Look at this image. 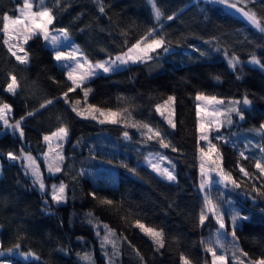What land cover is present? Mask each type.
I'll list each match as a JSON object with an SVG mask.
<instances>
[{
    "label": "trees",
    "instance_id": "16d2710c",
    "mask_svg": "<svg viewBox=\"0 0 264 264\" xmlns=\"http://www.w3.org/2000/svg\"><path fill=\"white\" fill-rule=\"evenodd\" d=\"M22 3L23 0H0V18L5 13L16 15ZM101 4L103 13L99 11ZM156 4L163 12L159 22L153 17L149 0H61L60 5L56 0H45V6L52 8L56 17L52 27L66 28L71 39L93 61L125 51L148 28L155 27L158 35L165 36L169 52L158 50L150 61L130 63L115 72H98L92 77L86 85L92 89L87 102L101 108L129 109V123L141 121L159 127L178 149L175 152L161 148L156 140L146 141L141 135L146 130L126 128L124 123L100 124L77 116L65 103L63 93L71 82L53 59L51 48L39 37L30 40L25 46L30 63L20 65L3 45L0 32V101L12 106V121L34 112L22 122L23 139L11 129L0 131L1 250L19 242V251H31L39 257L28 259L29 264H85L78 253H90L93 264H109L112 246L101 248L100 240L105 231L103 225L107 224L117 237L124 238L118 240L120 254L113 258V264H181V254L191 264H211V254L205 252L201 241L217 224L209 217L203 226L199 225L202 193L195 97L200 92L225 100H242L247 95L252 102L244 111V120L237 117L235 124L212 136L223 134L232 140L227 144L220 142L222 166L241 185L225 189L226 248L232 247L230 213L234 208L241 216L249 217L239 220L235 229L237 246L248 253L242 259L248 264L249 259L264 258V197H257L252 191L253 183L260 188L264 182V178L255 179L259 176L255 157L260 153L258 148H244L248 140L264 143L248 131L264 122V70L245 62L233 70L223 59L225 53L241 60L255 54L264 63V33L206 0H156ZM249 7L264 17V0H256ZM174 13V19L167 20ZM9 73L20 82L15 95L4 90ZM217 76L219 80L215 79ZM168 96L175 98V129L155 111V105ZM83 97L80 89L68 93L70 101ZM49 99L53 103L41 109L40 104ZM61 125L69 129L63 146L66 159L62 171L44 174L47 185L61 181L67 185L66 202L55 204L49 186L42 193L33 185L31 176L25 175L22 161H9L6 154L19 155L23 150L38 157V152L46 147L43 136ZM124 131L129 133L128 139L123 136ZM241 151L249 158L241 157ZM147 152L167 156L175 165L176 182L163 180L141 163ZM237 162L252 173L253 179L240 173ZM108 166L116 172L114 185L94 184L85 174L80 175L82 168ZM102 198L113 200V205L100 204ZM137 219L163 230V248L157 251L152 240L133 226ZM94 224L98 225L100 236ZM13 260L23 259L19 260L16 254ZM228 264H233L231 251Z\"/></svg>",
    "mask_w": 264,
    "mask_h": 264
},
{
    "label": "snow or ice",
    "instance_id": "6c2138e0",
    "mask_svg": "<svg viewBox=\"0 0 264 264\" xmlns=\"http://www.w3.org/2000/svg\"><path fill=\"white\" fill-rule=\"evenodd\" d=\"M211 2L224 6L226 11H234L246 20L255 30L264 33V17L259 16L253 8L249 7L250 4H255L256 0H211ZM60 3L61 0H56L57 5H60ZM149 3L152 5V14L155 21L159 22L163 16V12L157 6L156 0H149ZM17 11L19 15L12 16L5 13L2 18H0L2 19L0 32L3 33V45L7 48L10 55L15 58L18 64L27 66L30 63V54L25 46L30 40L36 37L41 38L46 46L53 50V59L65 70V76L67 80L71 82V86L63 93L65 103L69 102L68 93L76 89H80L83 92L86 107L82 109L77 107L81 103L79 100L74 101L72 105V111L75 112L77 116L91 118L100 124H120L124 121V126L126 128L132 127L137 128V130H146L141 132V135L144 136L146 141L156 140L161 148H171L173 152L178 151V149L172 145L171 141L167 139L166 133L159 127H152L149 123L141 121H132L129 123L131 117L129 109L124 108L114 111L87 103V98L92 92V89L86 86L87 82L97 75L98 71H102L105 74L115 72L129 63H145L152 60L153 54H158V50H163L165 53L170 51L165 36L158 35L155 27L148 28L139 39L127 47L126 51L122 50L114 57L110 56L107 60L93 63L80 50L78 45L72 44L70 50H62L63 47L68 46L67 42L71 40L69 31L66 28L55 29L51 27L56 17L53 9L45 6V0H23L22 7H18ZM99 11L101 13L104 12L102 4ZM174 17L175 13L167 16V20L171 21ZM162 28L163 26H161V30ZM200 54L202 56L205 55L204 52ZM226 59L228 60L229 67L233 70L236 69V65L240 64L239 57L235 55L228 57L226 54ZM249 63L260 65L264 68V63H261L255 54L251 56ZM239 78L238 76L237 79ZM215 79L219 80V77L217 76ZM19 88V80L14 74L9 73L8 83L4 90L7 93L15 95ZM195 99L198 102L196 104V132L197 156L200 161L199 190L203 193V204L199 214V225L203 226L209 217L214 219L218 225L215 238H210L208 241L202 240L201 244L205 252L211 254V264H228L229 251H231L233 264H245V260L242 259V257H247L248 253L243 252V250L237 246L235 229L238 227L239 220H247L249 217L241 216L234 208L231 210L230 220L232 232L230 235L232 236V247L231 249L226 248L222 239L226 234L227 227L225 211L222 209L221 203L217 202L210 193L213 184H220L225 188L229 186L232 188L241 187L240 183L232 178L231 173L225 171L222 166L223 156L220 151V142L227 144L232 143V140L225 137L223 134L212 136V133H220L221 128L233 125L235 123L233 115L238 117L241 121L244 120V111L252 102L248 99L247 95H245L242 100L234 98L225 100L215 95H205L200 92L196 94ZM174 101L175 98L173 96H168L163 104L155 105L156 113H158L172 129L176 127L174 119ZM52 103V100H46L44 103L40 104V108L43 109ZM12 112L13 109L10 104L0 101V122L3 123L6 129H11L14 133L18 132L20 138L23 139L24 130L22 122L25 120L26 116L34 115V112H27L25 116H21L15 123H10L9 118ZM248 131L255 133L264 141V122H261L258 128L249 129ZM232 135L235 136L236 134L233 133ZM68 136L69 129L65 125H61L55 131L43 136V141L47 145V150L43 152V157L47 171L52 175L62 171V165L66 159L63 146ZM123 136L128 139L129 133L124 131ZM213 140H215L216 143H213ZM202 141L204 142V146H201ZM233 146L235 147V144H233ZM249 146L258 148L260 153L259 156L255 157L254 166L259 173V176L255 177V179L264 178V143H253L251 140H248L244 148L248 149ZM239 155L244 159L249 158L245 155V151H241ZM7 157L12 161H23L22 167L24 168L25 175L31 176L33 185H39L42 193L47 191L44 178L41 175L39 166L36 164V157L32 156L30 153H25L23 150H21L19 155L8 152ZM145 160L152 171L158 176L169 182H176L175 165L171 164V161H168V158L162 153H150L145 157ZM162 161H168L171 167H161L159 162ZM237 167L244 177L250 180L253 179L252 173L248 172L239 162H237ZM129 170L135 171L134 169ZM83 174V172L80 173V175ZM213 174L215 175V179ZM66 188L67 185L63 181L58 185L53 184L51 186L50 195L53 203L60 204L66 202ZM261 189H264V182L261 183L260 188H257L254 183L252 184V191L256 193L257 197H264V191ZM90 195H92L94 199H98L95 193H90ZM245 195H248V193L246 192ZM253 199H255V197ZM99 203L102 205H113L114 201L102 198L99 199ZM88 215L91 217L92 214L88 213ZM89 223H92L91 219ZM133 226L138 228L144 235L152 240L157 251L165 246L164 232L162 229L147 226L138 219L134 222ZM94 227H97V235L100 236L98 225L94 224ZM103 228L105 231L104 235L100 236L101 248H106L107 245L111 244L112 253L109 258V264H113V258L120 254L118 240L124 238L122 235L121 237H117L114 230L109 228L107 224L103 225ZM20 247V243L17 242L11 248L7 249V251L9 253L12 252L13 249L19 251ZM217 249H223V251L218 254ZM19 254L25 258L31 256L39 260V257L31 251L20 252ZM136 254L140 256L139 252ZM78 256H80V260L84 261L85 264H93L90 253H85L84 255L78 253ZM141 260H143V257H141ZM180 261L181 264H191V261L183 254L180 256ZM248 264H264V258L256 260L249 259Z\"/></svg>",
    "mask_w": 264,
    "mask_h": 264
},
{
    "label": "rangeland",
    "instance_id": "374dc122",
    "mask_svg": "<svg viewBox=\"0 0 264 264\" xmlns=\"http://www.w3.org/2000/svg\"><path fill=\"white\" fill-rule=\"evenodd\" d=\"M206 1H209L210 3H213V2H211V0H206ZM23 4V3H22ZM22 4L20 5V7H22ZM215 4H217V3H215ZM217 5H219L220 7H224V6H222V5H220V4H217ZM151 7H152V5H151ZM35 10V9H34ZM16 15H19V13L17 12V14ZM15 16V15H14ZM52 27V26H51ZM53 28H55V29H59V28H56V27H53ZM45 43V42H44ZM72 44H74V45H77L76 44V42H74L72 39L69 41V42H67V45L68 46H66V47H63V49L62 50H65V51H67V50H70V46L72 45ZM46 45V44H45ZM79 46V45H78ZM80 48V47H79ZM52 50V49H51ZM81 50V49H80ZM126 51V50H125ZM52 52H53V50H52ZM120 53V52H119ZM226 54L227 53H225L224 55H223V59H225L226 61H227V63H228V60L226 59ZM115 56V55H114ZM114 56H112V57H114ZM227 56L228 57H231L230 55H228L227 54ZM109 57L110 56H108L107 58H101V59H97L96 61H93V60H90V61H92L93 63H95V62H97V61H104V60H107V59H109ZM250 58H251V56L250 57H247V59H245V60H241L240 59V62H245L246 64L248 63V64H250V65H252V66H255V67H259V68H261L262 70H264V68H262L260 65H254V64H251V63H249V60H250ZM259 59V58H258ZM128 65H130V63L128 64ZM128 65H126V66H128ZM229 65V64H228ZM60 66V65H59ZM126 66H122L121 68H123V67H126ZM65 71V70H64ZM98 72H101V73H103L102 71H98ZM168 98V97H167ZM167 98L166 99H164L162 102H160V103H158V104H163V102L165 101V100H167ZM76 100H79L81 103H80V105L79 106H77V107H79V108H84V107H86V105H85V102H84V97H83V100L82 99H75V100H73V101H70V100H68L69 102H68V104H69V106L72 108V105H73V102L74 101H76ZM88 103V102H87ZM198 102L196 101V104H197ZM88 104H90V103H88ZM92 105V104H91ZM104 109H107V108H104ZM111 109V108H110ZM112 110H114V109H112ZM115 111V110H114ZM98 115V114H97ZM11 118H12V114H11V117L9 118V122L10 123H15V121H12L11 120ZM233 119H234V121L236 122L237 121V117H235V115H233ZM238 120H239V118H238ZM121 123H124V121H122ZM235 124V123H234ZM5 127H4V125H3V123L2 122H0V131L1 130H3ZM135 129H137V128H135ZM139 131H142V130H139ZM17 134H19L18 132H16ZM48 134H50V133H48ZM45 143V142H44ZM66 142H64V144H65ZM47 150V145H46V147H45V149L43 150V151H41V152H38V157H36V164L39 166V170H40V172H41V175L43 176V178H44V174H49V172L47 171V167H46V165H45V161H44V157H43V152L44 151H46ZM26 153V152H25ZM27 153H29V152H27ZM150 153H152V154H155V153H162V152H147L146 153V155H145V157L146 156H148ZM164 156H166L164 153H162ZM32 156H34L33 154H31ZM35 157V156H34ZM167 157V156H166ZM168 161H169V159H168ZM168 161H162V162H159L160 163V165H161V167H171V165L168 163ZM154 162H157V161H154ZM22 163H23V161H22ZM144 166H147L150 170H152L149 166H148V164H147V162H146V160L145 159H143V161L141 162ZM81 172H83L89 179H90V181H91V183H94V184H108V185H114L115 183H116V172H115V169H114V167H102V168H95V169H87V168H82L81 169ZM155 173V172H154ZM0 174H1V166H0ZM155 175H156V173H155ZM160 177V176H159ZM213 177H214V179H215V175L213 174ZM161 178V177H160ZM163 179V178H162ZM163 180H165V179H163ZM167 181V180H166ZM44 183H45V186L47 187V186H49V194H50V192H51V186L53 185V184H59V183H51L50 185H47L46 184V182L44 181ZM36 186H38V188H39V185H36ZM230 188H232L231 186H229L228 188H225L223 185H220V184H213L212 185V187H211V189H210V193H211V196L217 201V202H219V203H221V205H222V209L225 211L226 209H225V206H226V204H227V202H226V198H225V189H230ZM229 198V197H228ZM200 211H201V207H202V204H203V193H202V196H201V198H200ZM229 200L231 201V198H229ZM61 204V203H60ZM217 228H218V225H217V227H216V229L214 230V231H212V233H210V234H208V235H206V236H204L203 237V239L202 240H204V241H208L210 238H212V239H214L215 238V233H216V230H217ZM222 239H223V242H224V244H225V247H226V245H227V242L225 241V235L222 237ZM223 251V249H217V252H218V254H220L221 252ZM20 252H22V251H17L16 249H13V251L12 252H8L7 250H1L0 249V264H29L28 263V259H32V257L30 256V257H27V258H25L24 256H21V258H18L19 260H21V259H23V260H21V262H15V260H13V258H15L16 257V254H18V253H20ZM35 258V257H34Z\"/></svg>",
    "mask_w": 264,
    "mask_h": 264
},
{
    "label": "water",
    "instance_id": "95a60500",
    "mask_svg": "<svg viewBox=\"0 0 264 264\" xmlns=\"http://www.w3.org/2000/svg\"><path fill=\"white\" fill-rule=\"evenodd\" d=\"M228 15L239 20L243 24H247L249 27H251L253 30H255L246 20H244L239 14L235 13L234 11H227ZM17 258H21L20 254H17Z\"/></svg>",
    "mask_w": 264,
    "mask_h": 264
},
{
    "label": "built area",
    "instance_id": "2783aa9c",
    "mask_svg": "<svg viewBox=\"0 0 264 264\" xmlns=\"http://www.w3.org/2000/svg\"><path fill=\"white\" fill-rule=\"evenodd\" d=\"M6 155H7V154H6ZM7 160H9L8 157H7ZM9 161H12V160H9ZM12 162H14V161H12Z\"/></svg>",
    "mask_w": 264,
    "mask_h": 264
}]
</instances>
